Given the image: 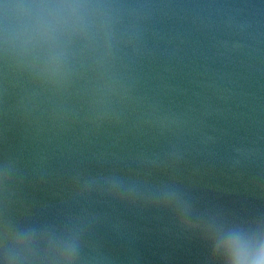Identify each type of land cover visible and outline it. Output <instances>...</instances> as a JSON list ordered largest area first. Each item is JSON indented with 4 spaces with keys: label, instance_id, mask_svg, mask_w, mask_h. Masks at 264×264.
Wrapping results in <instances>:
<instances>
[{
    "label": "water",
    "instance_id": "1",
    "mask_svg": "<svg viewBox=\"0 0 264 264\" xmlns=\"http://www.w3.org/2000/svg\"><path fill=\"white\" fill-rule=\"evenodd\" d=\"M0 264H264V0H0Z\"/></svg>",
    "mask_w": 264,
    "mask_h": 264
}]
</instances>
